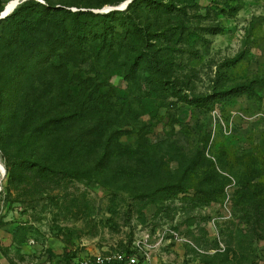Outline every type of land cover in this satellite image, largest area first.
<instances>
[{
    "label": "rangeland",
    "instance_id": "1",
    "mask_svg": "<svg viewBox=\"0 0 264 264\" xmlns=\"http://www.w3.org/2000/svg\"><path fill=\"white\" fill-rule=\"evenodd\" d=\"M47 1L98 12L124 3ZM198 2L172 79L186 94L251 81L246 92L196 107L122 76L82 80L69 58L30 70L19 93L4 87L28 99L48 92L57 112L99 91L91 115L60 130L51 185L26 174L17 188L0 157V264L107 253L121 255L114 264H264V0ZM8 40L0 25L4 51Z\"/></svg>",
    "mask_w": 264,
    "mask_h": 264
},
{
    "label": "trees",
    "instance_id": "2",
    "mask_svg": "<svg viewBox=\"0 0 264 264\" xmlns=\"http://www.w3.org/2000/svg\"><path fill=\"white\" fill-rule=\"evenodd\" d=\"M122 1L126 0L111 4ZM220 1L210 0L215 5ZM224 3L230 7L229 1ZM72 5L24 0L0 19V25L9 33L7 50L0 46V157L10 182L17 188L23 187L26 174L37 176L46 185L55 182L59 132L91 115L99 91L95 87L87 95L79 94L73 107L60 112L51 104L48 92L34 94L31 99L23 94H7L5 86L11 92H20V83L30 70L56 71L58 62L69 58L82 80L106 81L111 76H122L128 82L143 81L150 88L169 91L196 107H206L251 87L250 81L228 89L215 88L208 94H186L185 86L172 79L177 45L185 41L184 18L195 15L200 8L198 0H132L124 9L106 12L78 5L73 10ZM120 133L112 132L103 143L104 158Z\"/></svg>",
    "mask_w": 264,
    "mask_h": 264
},
{
    "label": "built area",
    "instance_id": "3",
    "mask_svg": "<svg viewBox=\"0 0 264 264\" xmlns=\"http://www.w3.org/2000/svg\"><path fill=\"white\" fill-rule=\"evenodd\" d=\"M119 254H96L87 257H78L70 264H114L121 259Z\"/></svg>",
    "mask_w": 264,
    "mask_h": 264
},
{
    "label": "water",
    "instance_id": "4",
    "mask_svg": "<svg viewBox=\"0 0 264 264\" xmlns=\"http://www.w3.org/2000/svg\"><path fill=\"white\" fill-rule=\"evenodd\" d=\"M24 0H16V3H21L23 2ZM132 0H126L121 6L119 7H115V8H112V9H124L128 3H130ZM13 11V8L11 10H8V9H4L1 14H0V19L2 18H5L7 15H9L11 12Z\"/></svg>",
    "mask_w": 264,
    "mask_h": 264
},
{
    "label": "bare ground",
    "instance_id": "5",
    "mask_svg": "<svg viewBox=\"0 0 264 264\" xmlns=\"http://www.w3.org/2000/svg\"><path fill=\"white\" fill-rule=\"evenodd\" d=\"M16 5V2L13 1L9 7H7L8 10H11V8H13Z\"/></svg>",
    "mask_w": 264,
    "mask_h": 264
}]
</instances>
